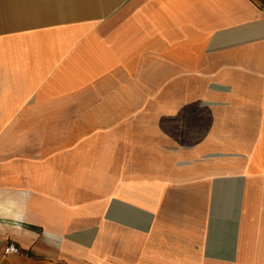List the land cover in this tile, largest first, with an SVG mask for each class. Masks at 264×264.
<instances>
[{
	"label": "crops",
	"instance_id": "crops-1",
	"mask_svg": "<svg viewBox=\"0 0 264 264\" xmlns=\"http://www.w3.org/2000/svg\"><path fill=\"white\" fill-rule=\"evenodd\" d=\"M14 110L92 135L0 264H264V0H0Z\"/></svg>",
	"mask_w": 264,
	"mask_h": 264
},
{
	"label": "rangeland",
	"instance_id": "rangeland-1",
	"mask_svg": "<svg viewBox=\"0 0 264 264\" xmlns=\"http://www.w3.org/2000/svg\"><path fill=\"white\" fill-rule=\"evenodd\" d=\"M114 87L112 82L94 85L83 90L78 98L83 107H88L95 103L98 92L108 93ZM134 87L139 95L144 94V86ZM32 99L33 95L27 101L32 103ZM28 102L24 105H29ZM21 114L22 111L14 110L9 116H0V246L11 241L9 237L15 236L13 232L39 231L34 193L39 187L47 193L48 181L44 174H48L50 166L63 171L65 165L61 163L65 157H71L72 153V157L77 155L75 144L86 143L87 137L92 135L85 131L88 127L83 133L77 131L82 126L76 122L80 118L63 115L51 121L45 118L44 123L35 118L33 125L25 122ZM85 149L86 146L83 151L89 155L90 149Z\"/></svg>",
	"mask_w": 264,
	"mask_h": 264
},
{
	"label": "built area",
	"instance_id": "built-area-1",
	"mask_svg": "<svg viewBox=\"0 0 264 264\" xmlns=\"http://www.w3.org/2000/svg\"><path fill=\"white\" fill-rule=\"evenodd\" d=\"M18 252V247L14 243H7L2 250L3 256L8 255L10 253Z\"/></svg>",
	"mask_w": 264,
	"mask_h": 264
},
{
	"label": "bare ground",
	"instance_id": "bare-ground-1",
	"mask_svg": "<svg viewBox=\"0 0 264 264\" xmlns=\"http://www.w3.org/2000/svg\"><path fill=\"white\" fill-rule=\"evenodd\" d=\"M12 60V59H11Z\"/></svg>",
	"mask_w": 264,
	"mask_h": 264
}]
</instances>
